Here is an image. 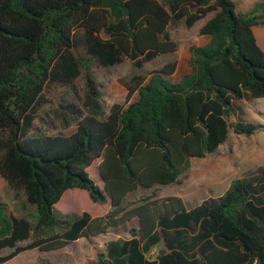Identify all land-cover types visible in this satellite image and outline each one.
Here are the masks:
<instances>
[{"label":"trees","instance_id":"obj_1","mask_svg":"<svg viewBox=\"0 0 264 264\" xmlns=\"http://www.w3.org/2000/svg\"><path fill=\"white\" fill-rule=\"evenodd\" d=\"M205 18L197 36L207 42L188 47L186 74L171 80L174 60L142 71L176 52L169 26L190 29ZM255 26L264 28V1L240 13L231 0H0V178L33 212L7 216L0 203V250H10L0 264L131 220L129 238L106 242L95 264H264V168L256 184L234 179L189 210L178 197L154 193L125 202L136 190L179 183L190 159L212 154L229 126L245 136L259 128L227 123L237 115L235 102L264 98ZM124 60L134 73L119 81L122 102L104 114L93 71ZM51 87L61 90L64 127L74 125L68 133L46 134L35 125L45 123L37 113ZM96 161L98 182L87 172ZM73 189L92 206L108 202L109 210L93 218L58 213Z\"/></svg>","mask_w":264,"mask_h":264},{"label":"rangeland","instance_id":"obj_2","mask_svg":"<svg viewBox=\"0 0 264 264\" xmlns=\"http://www.w3.org/2000/svg\"><path fill=\"white\" fill-rule=\"evenodd\" d=\"M234 2L236 11L240 13L247 12L253 3L264 0H231ZM204 20L198 21L190 29H185L180 23L169 26L167 31L173 41L178 44L176 52L171 56H158L150 63L145 64L143 72L148 73L157 70L162 64L168 61H175V71L171 76L174 81L181 75L188 72L187 58L188 47L197 43L195 36V28L201 26ZM252 34L258 48L264 55V28L262 26H255L252 28ZM134 73L127 60L121 64L101 70H94L93 76L97 84L100 85V105L104 114L108 109L116 103H121L123 99L124 89L119 81L126 80ZM75 95L82 98L83 95V77H79L74 82ZM61 90L58 88H49L44 93L47 103L41 107L37 113L38 118L45 119V123L36 122V127L46 134L68 133L74 125L65 128L61 121V111L58 108L59 96ZM70 97L73 93L69 92ZM237 115L227 119V123L232 125L236 121L242 123H250L258 125L259 128L251 135H236L229 126L226 140L218 145L212 154L205 155L204 158H193L190 160V169L179 183L171 186L160 187L155 186L150 190H136L125 197V202H135L138 199L154 193L156 198H161L166 194L182 195L184 205H197L206 196L215 197L216 192H209L210 187H207L205 182V170L202 166L216 162L215 169L217 171H226L223 182L228 186L229 181L236 177L245 178L247 180L256 181L255 174L260 168L264 167V98L259 99H243L234 103ZM225 159V160H223ZM220 161V162H219ZM223 161V162H222ZM97 161L94 162L87 172L91 178L98 182L95 167ZM229 170V171H228ZM237 179V178H236ZM218 189V188H215ZM82 191L75 189L69 191L70 202L60 200L57 206V212L67 214L69 216L79 215L87 211L89 215L104 214L109 210L107 203L98 206L90 205ZM212 193V194H211ZM218 193V192H217ZM0 203L3 204V212L7 216L19 218L28 214H32V208L24 204L22 195L14 197V193L6 186L0 178ZM85 213V212H84ZM135 222L131 221L115 230L108 232L106 236L93 238L89 241L81 240L70 244L64 249V252H45L38 253L36 250L26 251L16 255L6 264H28V261L39 256L45 261H50L51 264H95L96 254L103 251L104 244L116 238H129L128 230L134 228ZM25 242L19 245H24ZM162 248L161 244L152 249L146 256L153 259L157 249ZM8 248L0 250V256L9 253Z\"/></svg>","mask_w":264,"mask_h":264},{"label":"crops","instance_id":"obj_3","mask_svg":"<svg viewBox=\"0 0 264 264\" xmlns=\"http://www.w3.org/2000/svg\"><path fill=\"white\" fill-rule=\"evenodd\" d=\"M233 2V1H232ZM234 3V2H233ZM208 18V17H207ZM207 18H205V19H203L204 21L207 19ZM201 21V20H200ZM200 27V26H199ZM199 27H197V28H195V36H196V38H197V43H195V44H193L192 46H202V45H204L206 42H207V37H205V36H197V30H198V28ZM188 59V58H187ZM182 76V75H181ZM179 78H177L176 80H174V82L175 81H177ZM200 159V158H199ZM191 160V159H190ZM223 160H225V159H223ZM220 162V161H219ZM223 162V161H222ZM215 165H217V163L216 162H214V163H209V164H205L204 166H202V169L203 170H205V184L207 185V187H210L211 188V190L209 191V192H216V196L215 197H218V196H220L226 189H227V185H225L223 182H221L222 181V179H224V174H225V172L222 170V171H217V169H215ZM264 168V167H263ZM189 169H190V167H189ZM188 169V170H189ZM229 171V170H228ZM254 177H256V180H258L259 179V174L258 173H256L255 174V176ZM236 178H238V177H236ZM235 178V179H236ZM239 179H245V178H239ZM245 180H247V179H245ZM232 181V180H231ZM231 181H229V183L231 182ZM249 181V180H248ZM250 181H252V180H250ZM253 184H256V181H253ZM171 185H175V184H171ZM171 185H167V186H171ZM229 185V184H228ZM160 187H166V186H160ZM215 188H218V189H215ZM218 192V193H217ZM132 193V192H131ZM211 193V194H212ZM130 193H128L127 195H129ZM126 195V196H127ZM125 196V197H126ZM164 197H178V198H182L183 199V201H185L186 202V200L184 199V197L182 196V195H180V193L178 194V195H176V196H174V195H171V194H166L165 196H162L161 198H164ZM208 197H212V196H210V195H208V196H206L204 199H206V198H208ZM180 198V199H181ZM212 198H214V197H212ZM204 199H202V200H204ZM201 200V201H202ZM109 201V200H108ZM182 201V200H181ZM182 201V202H183ZM200 203V202H199ZM198 203V204H199ZM107 204H108V202H107ZM197 204V205H198ZM183 205H184V203H183ZM197 205H191V206H185L184 205V207H185V209L186 210H189V209H192L193 207H195V206H197ZM108 206H109V204H108ZM86 214H88L87 213V211H84ZM105 212V211H104ZM104 212L103 213H100V214H95V215H89V217L90 218H93V217H100V216H103L104 215ZM131 221H134L135 222V226H134V228H136V220H131ZM130 221V222H131ZM129 223V222H128ZM127 224V223H126ZM115 229H117V228H113V229H108L107 231H106V233L103 235H100V236H106L107 234H108V232H110L111 230H115ZM100 236H97V237H100ZM97 237H93V238H97ZM93 238H90L89 240H91V239H93ZM116 239H118V238H116ZM116 239H113V240H116ZM119 239H128V238H119ZM81 240H86V239H84V238H79V239H77V240H75L74 242H72V243H70V244H73V243H75L76 241H81ZM89 240H87V241H89ZM113 240H110V241H113ZM69 244V245H70ZM69 245H67V246H69ZM67 246H65L64 248H62V249H60V250H57V251H49V252H53V253H56V252H64V249L67 247ZM154 249V248H153ZM32 250H36V249H32ZM32 250H27V251H32ZM152 250V249H151ZM150 250V251H151ZM37 251V250H36ZM150 251H149V253H150ZM24 252H26V251H24ZM38 253H45V252H39V251H37ZM21 253H23V252H21ZM20 254V253H19ZM18 255V254H17ZM16 257V256H15ZM14 258V257H13ZM12 258V259H13ZM38 259H40V260H42V261H45V260H43V259H41L39 256H35V258H33L32 260H30V261H28V264H40L39 262H38ZM10 261V260H9ZM8 262V261H7ZM6 262V263H7ZM46 263H48V264H51L50 263V261H45ZM6 263H4V264H6Z\"/></svg>","mask_w":264,"mask_h":264}]
</instances>
